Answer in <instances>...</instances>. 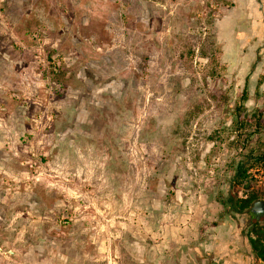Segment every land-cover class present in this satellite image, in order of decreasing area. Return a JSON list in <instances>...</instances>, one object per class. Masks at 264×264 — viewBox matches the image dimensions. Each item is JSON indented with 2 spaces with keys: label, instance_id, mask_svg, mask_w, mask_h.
<instances>
[{
  "label": "rangeland",
  "instance_id": "374dc122",
  "mask_svg": "<svg viewBox=\"0 0 264 264\" xmlns=\"http://www.w3.org/2000/svg\"><path fill=\"white\" fill-rule=\"evenodd\" d=\"M230 4L0 0V264H197L264 202L229 179L264 162Z\"/></svg>",
  "mask_w": 264,
  "mask_h": 264
},
{
  "label": "crops",
  "instance_id": "0c3cea01",
  "mask_svg": "<svg viewBox=\"0 0 264 264\" xmlns=\"http://www.w3.org/2000/svg\"><path fill=\"white\" fill-rule=\"evenodd\" d=\"M230 1L231 4L224 9L223 16L216 24V38L222 45L225 64L231 69L238 70V67L241 69L242 95L245 93L247 99L245 106L249 109L256 106L262 109L264 103V0ZM235 175H238V170ZM229 179L234 180V177ZM237 181L240 179L237 178L234 183Z\"/></svg>",
  "mask_w": 264,
  "mask_h": 264
},
{
  "label": "flooded vegetation",
  "instance_id": "af4514ba",
  "mask_svg": "<svg viewBox=\"0 0 264 264\" xmlns=\"http://www.w3.org/2000/svg\"><path fill=\"white\" fill-rule=\"evenodd\" d=\"M258 201L261 200L254 201L248 209L235 211L237 217L229 225L228 232L219 233L218 239H213L199 251L200 262L197 264H255L249 232L255 224L264 222V202L261 201L260 209H257L254 204Z\"/></svg>",
  "mask_w": 264,
  "mask_h": 264
},
{
  "label": "trees",
  "instance_id": "16d2710c",
  "mask_svg": "<svg viewBox=\"0 0 264 264\" xmlns=\"http://www.w3.org/2000/svg\"><path fill=\"white\" fill-rule=\"evenodd\" d=\"M246 94L244 93L241 97V104H244L246 102ZM242 108V107H241ZM264 116V103H263V108L259 111V121L261 122L260 118H263ZM248 170L245 169L244 166L240 167L238 169V175H235L234 177V181L238 178V179H242L244 180L246 178ZM257 199L255 198H250V199H246L244 201H241L240 203V207L237 208L238 204L236 205L232 200L230 201L231 207L232 209H234L235 211H237L238 209H240L241 211L248 209L251 204H253L254 201H256ZM253 234H254V238H252V247L253 250L255 252L256 255V260L259 259H264V228H260V229H253Z\"/></svg>",
  "mask_w": 264,
  "mask_h": 264
},
{
  "label": "built area",
  "instance_id": "2783aa9c",
  "mask_svg": "<svg viewBox=\"0 0 264 264\" xmlns=\"http://www.w3.org/2000/svg\"><path fill=\"white\" fill-rule=\"evenodd\" d=\"M248 182L255 188L264 190V162L258 163L247 172Z\"/></svg>",
  "mask_w": 264,
  "mask_h": 264
},
{
  "label": "water",
  "instance_id": "95a60500",
  "mask_svg": "<svg viewBox=\"0 0 264 264\" xmlns=\"http://www.w3.org/2000/svg\"><path fill=\"white\" fill-rule=\"evenodd\" d=\"M262 202L261 201H258L254 204V206L257 208V209H260V206H261Z\"/></svg>",
  "mask_w": 264,
  "mask_h": 264
}]
</instances>
